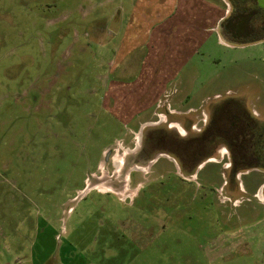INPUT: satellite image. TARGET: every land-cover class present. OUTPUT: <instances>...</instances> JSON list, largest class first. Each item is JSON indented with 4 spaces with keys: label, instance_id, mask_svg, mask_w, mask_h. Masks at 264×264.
<instances>
[{
    "label": "rangeland",
    "instance_id": "rangeland-1",
    "mask_svg": "<svg viewBox=\"0 0 264 264\" xmlns=\"http://www.w3.org/2000/svg\"><path fill=\"white\" fill-rule=\"evenodd\" d=\"M178 1L0 0V264H264V173L183 183L156 141L199 105L264 121V42Z\"/></svg>",
    "mask_w": 264,
    "mask_h": 264
},
{
    "label": "flooded vegetation",
    "instance_id": "flooded-vegetation-1",
    "mask_svg": "<svg viewBox=\"0 0 264 264\" xmlns=\"http://www.w3.org/2000/svg\"><path fill=\"white\" fill-rule=\"evenodd\" d=\"M222 1L229 5V14L223 26L231 39L250 43L264 42V0ZM240 106L238 103L228 102L211 111L204 110L201 105L199 108H186L180 111L182 132L179 139L172 138L170 131L166 134L161 131L163 138L158 137L156 141L169 142L165 144L169 145V148L170 144L179 147L178 150L172 148L168 151L179 159L183 183L193 181L200 186V173L209 164H217L227 169L226 185L232 182L238 184L237 179L239 180L241 175L253 171L264 173L258 168L264 166V121L259 119L260 114L247 112ZM199 110L205 111L204 118L197 117L200 114H196ZM169 112L166 115L167 120L172 116L171 111ZM170 127L178 126L176 123H170ZM221 145H224L229 153L227 159L221 155ZM170 159L176 164L175 159ZM252 165H256L257 169L247 173L246 170H241L242 167L250 168ZM202 179L208 182L205 178ZM213 186L217 191L219 186L216 184ZM241 190H244V186Z\"/></svg>",
    "mask_w": 264,
    "mask_h": 264
},
{
    "label": "crops",
    "instance_id": "crops-1",
    "mask_svg": "<svg viewBox=\"0 0 264 264\" xmlns=\"http://www.w3.org/2000/svg\"><path fill=\"white\" fill-rule=\"evenodd\" d=\"M152 1V0H151ZM183 1V0H182ZM181 0H179L178 1V3L179 4H183V5H185V6H188V5H186L187 3L190 5V6H196L197 5V0H184L183 2H182ZM152 3V2H151ZM190 6H188V7H190ZM161 16V15H160ZM222 18V16L221 17H219V19H218V21L220 20ZM243 186H244V183L242 184V188L241 189H243ZM263 186H264V182H262V184L260 185V191L258 192L259 194L261 193V195H262V197H261V203L264 205V193H263ZM55 260H56V263L55 264H64V263H62V262H60V260L58 259V257H55L54 258Z\"/></svg>",
    "mask_w": 264,
    "mask_h": 264
}]
</instances>
